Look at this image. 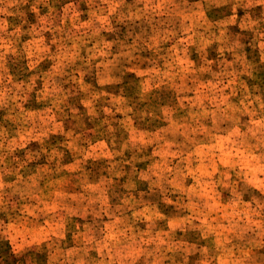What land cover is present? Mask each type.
<instances>
[{"label": "clouds", "instance_id": "obj_1", "mask_svg": "<svg viewBox=\"0 0 264 264\" xmlns=\"http://www.w3.org/2000/svg\"><path fill=\"white\" fill-rule=\"evenodd\" d=\"M0 264H264V0H0Z\"/></svg>", "mask_w": 264, "mask_h": 264}]
</instances>
